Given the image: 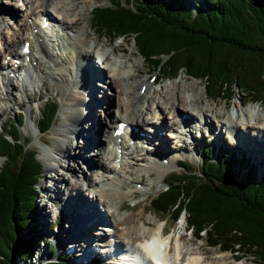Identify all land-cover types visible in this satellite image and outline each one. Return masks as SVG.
<instances>
[{
	"label": "trees",
	"instance_id": "trees-1",
	"mask_svg": "<svg viewBox=\"0 0 264 264\" xmlns=\"http://www.w3.org/2000/svg\"><path fill=\"white\" fill-rule=\"evenodd\" d=\"M108 0L90 11L92 26L110 41L128 37L162 79L179 72L203 82L215 100L234 98V89L264 105V0ZM42 133L55 121L58 104L45 100ZM18 120L0 131V264L34 255L43 235L35 223L42 161L19 137ZM201 167L173 173L150 202L156 213H183L190 231L206 246L264 264V171L250 159L211 143ZM245 158V159H244ZM186 164V163H183ZM39 264H69L67 258ZM101 264L94 259L91 264Z\"/></svg>",
	"mask_w": 264,
	"mask_h": 264
},
{
	"label": "bare ground",
	"instance_id": "bare-ground-1",
	"mask_svg": "<svg viewBox=\"0 0 264 264\" xmlns=\"http://www.w3.org/2000/svg\"><path fill=\"white\" fill-rule=\"evenodd\" d=\"M19 2L16 7L18 6L20 11H22V15H17V12L13 9L5 14L0 11V54L2 57V60H0V111L4 113L7 109V107L1 106L2 103L17 102L15 97L12 96V89L32 98L29 92L38 85V82L45 83L43 79H45L46 75L61 90L65 98L60 108L61 120L57 121L51 142L45 137L41 138L50 146V149L45 148L42 151L44 157L48 160L46 164L47 170L55 171L58 174L56 178L62 184L65 181L67 183V180L70 179L67 190L72 195V199L68 202L69 198L66 196L64 198L66 200L65 207L72 208L70 225L73 233L77 231L82 237L86 238L93 232V227L105 230L103 229L104 227L99 225L108 223L110 228L106 230H109V232L94 231L93 234L97 235L98 233L105 236V234L111 235V233L117 231V235L115 234V237H118L117 240L111 239L108 242L106 238L102 239L103 243L105 242L106 246H108L105 250L107 257L111 258L109 250L115 249L120 260L126 258V260L131 261L129 264H133L136 259V256H134L136 247L140 250L146 248V251L151 256L152 252L156 251L154 247L149 248L144 244L145 238L151 236L156 241L155 245L157 247L162 246L164 242L167 243L164 251H160L157 254V256L162 258L163 264H213L207 260V257L200 249L184 248L182 246L184 233L181 231L178 233L175 248L172 250V238L167 234L164 237L162 236L161 233L164 232V228L159 226L158 222L150 217L144 219L141 213H125L123 211L125 209L124 200L130 195L140 192V195L146 197L150 193L159 190V184L166 178V171L173 164L172 159V161L167 160L166 163L162 161V155L167 153L169 140L176 137V134H172L170 137L168 136V139H164V137H167L164 131L169 129L165 125L166 118H172L170 126L173 130H176V127L179 126L185 134L193 135L195 127L194 125L192 126V118L188 114L193 116L194 112L191 111L192 109L190 110V107L188 109L187 106L196 105L201 96L195 94L194 98L188 100L183 95L178 99L177 104L174 101L170 102L177 84L173 83L170 86L168 84L162 88L159 95H155L153 98L152 102L155 103V107H152V104H148L146 109H144L147 111L143 113V109L139 108V102L147 99V96L144 95L148 91L147 88H149L145 84L147 81L141 80V85H145L143 93L140 92V87L135 90L130 82V79L133 78V73L130 72V68H127L129 59L121 62L116 56L117 58L111 62L109 57L111 53L106 54L98 50V44L93 42L97 37H93L92 27L82 13L87 0H19ZM79 7L80 9H78ZM3 15L14 17L12 27L1 25ZM42 16L49 21L44 28L41 27L42 23H44L41 20ZM7 34L10 39L7 38ZM24 41H28L30 44V51L27 54L29 61L13 67V58L19 59V53L24 46ZM108 42L104 41L102 45H107ZM121 49L120 44H117L113 51L117 53L118 50L122 51ZM91 51H94L95 55ZM8 56L9 59L5 62V58ZM22 58L25 59V55ZM94 59L100 60L103 64H96V67L108 66L105 67L107 70L105 69L104 73L100 69L97 70L95 68ZM101 69L104 70L103 68ZM10 73H14V76L11 77ZM97 78H108L106 81L108 88L112 95H117L116 98L118 99L116 112H112L114 109L111 106H104L107 102L106 100L109 99L108 96L105 97L104 93L103 96L96 93V85L95 83L92 84V82ZM187 90L194 89H191L188 85ZM104 97L106 100H104ZM140 98L142 99L140 100ZM101 101L105 102L102 107L100 104L99 110L101 112L98 113L94 104H99ZM258 106H246L243 109L244 119L241 117L242 111L238 109L231 111L224 117V113L220 109H214L210 112L209 109L201 106L196 109L194 118L204 120V125H202L204 127L201 130L206 128L211 135H214L216 140L220 141L223 138L222 133L229 132L234 135V138L239 139L240 143H246H243L246 148L262 152L264 150V140L262 138L264 134V108H259ZM138 111L140 112L138 113ZM150 111H154L155 118H157L156 121L152 119L153 117L146 116ZM102 112L103 114L100 115ZM251 115L253 117L255 115L256 120L253 117L251 120H245L247 116ZM103 121V130L101 131L102 128L96 129L95 126L101 125ZM119 121L126 123L125 128L127 126L136 127L137 130L130 131L132 134L130 139H126L124 133L122 135L114 134L113 131ZM84 124L85 126L87 125L85 129L84 127L82 128ZM141 125H146L148 128L149 126H154L153 130L150 129V131L156 132L155 135L159 137L157 142L161 145L162 150L156 151L155 142L152 141L151 143L148 135L141 134L142 132L139 133V130L142 131L143 129L142 127L139 128ZM215 127L220 128L217 134H215V130L211 132V129H215ZM147 130L149 131V129ZM248 132H252V138L246 136ZM261 132L263 133L262 136ZM79 137L83 138V146L86 150H79V147H77L79 144L76 142V138ZM91 144H95L96 148L93 149L94 146L92 147ZM140 150H143V152ZM53 153H56L57 159ZM144 153L154 154L152 159L145 160L140 166L143 170L149 171L147 175L149 179L145 181L140 178L134 180L130 171L122 170L123 166L128 164L129 159H139V155ZM67 159L82 160L83 163L85 162L89 166V169H92L90 175L84 172L83 179H85L87 186L85 189H79L81 184L79 179H77L78 174L75 166L72 168L69 162L66 163ZM109 160L112 161V165L107 164ZM92 166L95 168H92ZM59 168L66 169L70 174L60 171ZM154 170L158 171L156 175L152 172ZM72 177H74L73 180ZM48 181L51 184H42L43 189H46L49 196L55 195L57 199L61 195L62 188H60L59 183H56L54 177H48ZM142 181L144 184L137 188L135 186L136 183ZM126 182H134L135 185L124 190L123 184ZM83 190L85 193H82ZM74 195L77 196L76 201H74ZM85 196L89 198V203L86 204L88 206L83 205ZM184 224L185 222L182 223V229ZM60 235L64 236L65 233L62 232ZM89 239L91 240L92 238L88 237L85 240L84 248H78V253L76 252L78 257L73 260L76 264L86 261L90 255L89 252L92 251V247L90 244L86 247ZM58 243L59 248L61 244L65 249L62 241ZM91 244L93 245L92 241ZM76 250L74 248L70 254L76 255L74 253ZM101 251L102 249H100ZM38 255L35 256L37 260L32 258V263L40 260ZM151 259L149 261L148 259L143 260L141 264H154L156 256Z\"/></svg>",
	"mask_w": 264,
	"mask_h": 264
},
{
	"label": "rangeland",
	"instance_id": "rangeland-1",
	"mask_svg": "<svg viewBox=\"0 0 264 264\" xmlns=\"http://www.w3.org/2000/svg\"><path fill=\"white\" fill-rule=\"evenodd\" d=\"M19 0H0V11L7 13V11L10 10H15L17 12V15H20L22 13V11H20V9L18 8V6L16 7ZM186 2L187 5L189 6H193L194 4H198L200 1L202 0H184ZM107 3V0H87L84 8L82 9V13L84 18L86 19V21L88 22V24H90L91 26V19H90V11L91 9L98 4H105ZM80 9V7L78 8ZM22 15V14H21ZM14 17H6L5 15H3V17L1 18V25L5 26V27H12V25L14 24L13 19H11ZM92 27V26H91ZM93 30V37L97 39L93 40V42H95V44H98V50H100V52L102 53H106L109 54L110 60L111 62L114 61L117 57L121 62H124L126 60L129 59V61L127 62V68H130V72L133 73V78L130 79V82L132 83V85L134 86L135 90H138L140 85H141V80L144 79V81L146 80L147 82H145L146 86H148L149 88H147V92L144 94L145 96H147V99L142 100L141 102H139L142 98H140L139 102V108L143 109V113L147 110L146 107L148 106V104H152V107H155V103H153V98L155 97V95H159L162 88L165 87V85H172L173 83L177 84V88L174 89V92L172 94V98L170 100V102L174 101L176 104L178 102V99H180L181 96H186L187 99H191L194 98L196 95L197 96H201V99H198V103L194 106L192 105H188V107H190V110L193 113V116L188 114V116H190L193 120V122H195L194 118L195 114H196V109L200 108L201 106H203L204 108H207L210 110V112L214 109H220L222 110L221 112L224 113V117L228 115V113H230L231 111H235L236 109H238L239 111H242L241 113V117L244 119V108L246 107L245 105L243 106H239L238 101L242 100L244 98V94L240 93L237 89H234V99L231 100L229 103L226 102L224 99L222 98H217L215 100H211L207 95L206 92H204L203 90V82L199 79H195V78H189L186 75H184L182 72H179L178 75L173 78V79H162L161 77H159V72L160 70H151L152 68L148 65V63H146L142 57L139 56L136 48L134 47L132 41L130 39H128V37H118L116 40L110 41L109 37L105 36L104 34H102L100 36V34H98V32L96 31L95 27H92ZM7 38L10 39V36L7 34ZM104 41H109L107 45H102ZM120 44V46L122 47V51L118 50L117 53H114L113 49L114 47ZM113 51V52H112ZM92 54L95 55L94 51H91ZM114 53V54H112ZM1 55V54H0ZM117 56V57H116ZM0 60L1 57H0ZM94 63H95V68L97 70H101V72H105V67H101L104 70H102L100 67L98 68V66L96 67V64L98 65H103L102 62L100 60L94 59ZM93 63V66H94ZM134 65V66H132ZM136 68V69H134ZM107 70V69H106ZM22 72V70H21ZM24 72V70H23ZM148 75H156L155 79L153 80V78H149L147 80V76ZM106 79V80H105ZM105 79H100L97 78L95 79V81L92 82L95 83L96 88H97V94L103 96L105 94V97H109L108 100H106V104H104L105 101H101L99 104L95 103V107H97L96 112H101L100 109V104L102 107V104H104L105 107L107 106H111V108H113L114 110H112V112H116V108H117V104H118V99L116 98V94L112 95V92L110 91V89L108 88V85L106 83V81L108 80V78ZM45 81V83L43 82H38V85L35 86L34 88H32V90L29 92L32 95V98L27 97V95H22L21 93H16V90H12V96L15 97V99L17 100V102L14 103H9V102H4L2 103L1 106L7 107L6 111L4 113H0V130H2V126H6L10 120L13 121L15 120V118L18 117V112L19 110H21L23 112V114H25V119L23 120V123L21 126H19V137L20 138H27L28 141V146L29 149H33L36 152V156L40 159V161L43 162V177H41L40 179H38L37 184L39 187V191H38V195H37V205L35 206V212H36V219H35V223L36 226L38 227V229L42 232L43 235V239L42 242L39 246L36 247V249L34 250L35 252L33 256L30 257V260L28 258V261H24L22 263V259L17 258L14 262L15 264H37L40 263L41 261L44 260V256H46V252H48V247H50V245H52L51 243H54L56 245V255H58L59 251H63L64 247H62V245L60 244V248L58 246V242L62 243L64 242V240L66 241V243H71L69 244L68 248L65 247V249H71V247L73 246V242H76V244H74L75 249H77L74 253L78 252V248H84L85 247V240L88 237H91L92 239H89V243L86 244V247L88 246V244L91 245V247L94 248V246H96V249L101 248L102 251L100 252V254H95L93 257L99 259V261L101 263H104L105 261L103 259H105V257H107V252L105 251L108 246H106L105 242L103 243L102 239L106 238L108 242L111 241V239H115L117 240L118 237H115V234L117 235V231L111 233V235H106L103 236L104 234L99 235L97 233V235H94V231H101L102 233H106V229H109V225L108 223H102L101 225H99L100 227H104L103 229L105 230H101L96 229L93 227L92 229V233L89 234L88 237H82L77 231H75L73 233V230L71 229V210L72 208H67L65 207V203L66 200L64 198V196L72 199V195L68 193L67 190V186L70 182V179L67 180L62 184L61 182H59V179H57L56 177H58V174H56L55 171L52 170H47L46 164L48 162V160L44 157L43 151L42 149L45 148H49L50 146L46 144V142H44V139H41L42 137H45L49 142H51L52 138L54 137L53 135V131L54 128L56 127V124L58 123V120H61V116H60V108L61 105L64 102V96L61 92V90L54 84L52 83V81L50 80V77L48 75L45 76V79H43ZM43 83V84H42ZM98 83V84H96ZM188 85L190 86L191 89L194 90H187L188 89ZM107 92V94H106ZM144 92V91H143ZM104 93V94H103ZM196 94V95H195ZM97 95V96H98ZM121 96H123L122 93H120ZM194 96V97H193ZM48 99L49 101H55L58 103V108H57V112H56V118L55 121L53 122L52 126H50L49 130L46 133H40L38 131V129H36V121H38V118L40 116V111L41 108L44 106L45 104V99ZM136 100V99H135ZM137 102V103H138ZM189 102V101H188ZM147 104V105H146ZM251 105H258L257 103H251ZM250 106V105H249ZM194 107V108H193ZM259 107V106H258ZM223 108V109H222ZM260 108V107H259ZM105 109V108H102ZM189 109V108H188ZM140 111H138L139 113ZM154 111H150L148 115H146L147 117H153L152 119L154 121L157 120V118H155V113H153ZM188 113V112H187ZM103 112L100 114L102 115ZM184 114V113H182ZM154 115V116H153ZM253 115L251 116H247V118H245V120L247 119H252ZM167 121L165 122V125H167V128L169 127V129H165V133L167 135V137H164V139H168V136L170 137L172 134H176L175 138H171L169 140V142L167 143V147L168 150L167 152L169 153L168 155H166L167 157L170 158V160H174L175 159H184L185 162H187L188 164H190L191 169H197L201 166V162H200V157L198 154L194 155V146H201L202 143H206V142H211L212 144H215L216 146L219 145H223L225 148L231 149V150H235L236 153H242L244 152L245 155L243 157H245L247 155V157H249L253 162H255L256 164H260L261 167L264 169V165L261 164L262 162L264 163V150H262V152H260V150H258V152L256 153V151L254 150H250L248 148H246V145L244 146L243 143H240L239 139L237 140L236 138H234L233 134L229 133V132H225L222 133L223 138H221L220 141L216 140V138L214 137V135H211L208 130H206V128H204V130L199 129L197 127H199L195 124H193L196 128H194L195 130H193V135L189 134H185V132H183L182 128L180 130V127H176V130H173L172 127L170 126L172 124V118L168 117L166 118ZM254 120L255 119V115L253 117ZM3 121V122H2ZM215 122V121H214ZM4 123V124H2ZM97 123V121H96ZM104 121L101 122V125H96L95 128L99 130V128L101 129L102 126L104 128ZM148 124V123H147ZM197 124V122H196ZM150 125V124H149ZM84 127L87 128V125L84 126L82 125V128ZM142 127V133H145L148 135L149 140L153 142H155V146L156 151H160L161 149V145L158 144L157 140H159V137H157L155 135L156 132H151V130H153L154 126H149V128L146 125H141L139 126V128ZM166 127V126H165ZM103 128L101 129V131L103 130ZM149 129V131L147 130ZM219 127L215 129H211V132H214L215 130V134L218 133L219 131ZM264 131V130H263ZM262 131V132H263ZM197 132V133H196ZM261 132V136L262 133ZM104 134V133H103ZM102 134V136H103ZM246 136L249 138H252V132H248L246 133ZM263 140H264V134L262 136ZM185 140V141H183ZM76 142H78V146L79 150H86L84 148V141L83 138L79 137L76 138ZM246 144V143H244ZM93 149L96 148V145L91 144ZM193 147V149H192ZM68 150V149H67ZM246 150V151H245ZM143 152V150H140ZM73 152V151H72ZM141 152V153H142ZM254 152V153H253ZM139 153V152H137ZM54 154V153H53ZM56 159H57V155L56 153L54 154ZM139 159H129L128 164H126L125 166H123L122 170L125 171H130L132 173V177L134 178V180H138L139 178L142 179L143 181L148 180L149 177L147 176L149 174V171L147 170H143L141 166V164H143V162H145V160H150V158L152 159V157L154 156V154H142L139 155ZM263 156V158H262ZM260 157V158H259ZM70 158V157H69ZM42 159V160H41ZM143 159V160H142ZM171 160V161H172ZM0 161H2V159L0 158ZM70 165H72V168H74L75 166V170L78 174L77 179H79L80 182V188L79 189H85L86 186V181L85 179H83V175L84 172L87 175L91 174V168L89 169L88 165L85 164V162L83 163L82 160H78V161H74V159H67L66 163H68ZM75 162V163H74ZM112 161L109 160L107 162V164L112 165L111 163ZM78 163V164H76ZM74 164V165H73ZM87 165V166H85ZM86 167V169H85ZM92 168H95L94 166H92ZM125 168V169H124ZM60 171H64L66 172L68 175L70 174L69 171H67L66 169L63 168H59ZM85 170V171H84ZM181 170V167L178 166V164L173 165L172 168H170V170L167 172L166 177L168 176V173L171 172H179ZM154 175H156V173L158 172L157 170L152 171ZM141 175V176H140ZM153 175V176H154ZM54 177L56 179V183H59L60 188H62V192L61 195L58 196V198L60 197V199H56V196L53 195L52 197L49 196L48 192L46 191V189H43V185L42 184H51L48 181V177L50 178ZM82 177V178H81ZM74 179V177H72V180ZM166 179V178H164ZM138 182V184H144V182ZM128 183L130 182H126L125 184H123V189L127 190L128 188H130V186L135 185V183H130V185H128ZM137 186L136 183V187H140ZM164 186L163 181H161V183L158 186V191L150 193L149 195H147L146 197L140 195V192H136L134 195H130L129 197H127L124 200V204H125V209H123V211L125 213H130V212H137V213H141L142 217L145 218H152L154 221L158 222V225H166V223L169 222V217L167 216H163L161 214H156L155 212H153L150 208V204L148 202V200L156 195L160 190H162ZM65 193V194H64ZM82 193H85L84 190ZM71 195V196H70ZM62 197V198H61ZM74 201L77 200V196L74 195ZM50 198H51V202H50ZM62 199V200H61ZM88 197L85 196L84 198V202L83 205L84 206H88L86 205L88 202ZM134 202H139L137 205L132 206V204ZM75 203V202H74ZM69 207V205H67ZM83 206V207H84ZM65 207V208H64ZM102 212H104L102 210ZM180 218H182V215L180 216ZM164 219V220H163ZM169 232L171 234H173L174 237H172V244H171V248L172 250H174L173 248H175V242H176V238L178 236V233L181 231L182 232V222L179 221L178 223L175 224V226H173L172 229H170V226L168 228ZM62 232L65 233L64 236L60 235ZM109 232V230L107 231ZM183 233V232H182ZM170 235V234H169ZM184 237L182 238L183 242H182V246L185 247H190V248H194V249H200L201 252H203L205 254V256L207 257V260L210 263L213 264H231L232 261H229V258L231 257L229 251H221L218 250V248L216 247H207L205 246L204 242L202 240H196L194 237L191 236V234L187 231L185 232V234L183 235ZM78 237V238H77ZM82 237V238H79ZM59 238V239H58ZM80 240V241H79ZM91 241L93 242V245L91 244ZM83 242V244H82ZM65 243V244H66ZM82 244V245H81ZM174 246V247H172ZM39 247V248H38ZM62 248V249H61ZM183 248V249H184ZM64 249V250H65ZM104 250V251H103ZM106 252V253H105ZM133 252V251H132ZM41 253V254H40ZM105 253V254H104ZM134 253V252H133ZM39 254V255H38ZM104 254V256H103ZM39 256L40 260H38V262H31L32 258L36 259L35 256ZM73 255V254H72ZM71 254L69 255L70 257L76 258V255L72 256ZM106 255V256H105ZM56 258V257H55ZM89 256L87 257L86 261H89L90 258ZM37 260V259H36ZM125 259H122L121 262H125ZM128 261V260H127ZM120 262V261H119ZM120 262V263H121ZM71 264H76V262H70ZM80 264H84V262L80 263ZM100 264V263H99ZM232 264H253L252 262H250V260L247 259H241L238 262H232Z\"/></svg>",
	"mask_w": 264,
	"mask_h": 264
},
{
	"label": "water",
	"instance_id": "water-1",
	"mask_svg": "<svg viewBox=\"0 0 264 264\" xmlns=\"http://www.w3.org/2000/svg\"><path fill=\"white\" fill-rule=\"evenodd\" d=\"M29 260H30V258H29Z\"/></svg>",
	"mask_w": 264,
	"mask_h": 264
}]
</instances>
